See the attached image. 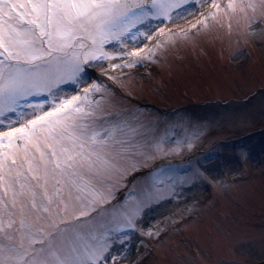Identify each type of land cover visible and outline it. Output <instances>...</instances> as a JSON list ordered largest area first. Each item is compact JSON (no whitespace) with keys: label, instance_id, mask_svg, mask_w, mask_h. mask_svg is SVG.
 I'll list each match as a JSON object with an SVG mask.
<instances>
[{"label":"snow or ice","instance_id":"obj_1","mask_svg":"<svg viewBox=\"0 0 264 264\" xmlns=\"http://www.w3.org/2000/svg\"><path fill=\"white\" fill-rule=\"evenodd\" d=\"M221 19L264 34V0H0V264H117L160 236L146 210L208 180L167 159L201 132L146 120L122 70Z\"/></svg>","mask_w":264,"mask_h":264},{"label":"rangeland","instance_id":"obj_2","mask_svg":"<svg viewBox=\"0 0 264 264\" xmlns=\"http://www.w3.org/2000/svg\"><path fill=\"white\" fill-rule=\"evenodd\" d=\"M199 18L166 27L186 29ZM227 23H210V31L178 42L157 64L122 70L146 120L201 132L191 149L167 159L198 165L208 180L146 210L140 227L163 231L134 235L131 255L117 264H264V34L249 36L235 20L229 32ZM128 91L117 89L122 97ZM188 221L194 223L184 227Z\"/></svg>","mask_w":264,"mask_h":264}]
</instances>
